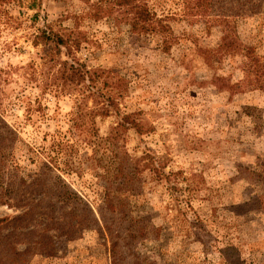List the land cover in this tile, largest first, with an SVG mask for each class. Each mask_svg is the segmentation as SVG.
<instances>
[{
	"label": "rangeland",
	"instance_id": "1",
	"mask_svg": "<svg viewBox=\"0 0 264 264\" xmlns=\"http://www.w3.org/2000/svg\"><path fill=\"white\" fill-rule=\"evenodd\" d=\"M234 2L239 41L264 55V0ZM149 4L170 17L168 48L85 0L0 8V217L19 216L2 233L30 246L22 264H264V89L237 85L241 52L215 53L222 18ZM49 26L72 42L58 61L36 43ZM64 59L105 70L91 88L65 83ZM126 112L143 131L121 126Z\"/></svg>",
	"mask_w": 264,
	"mask_h": 264
},
{
	"label": "trees",
	"instance_id": "2",
	"mask_svg": "<svg viewBox=\"0 0 264 264\" xmlns=\"http://www.w3.org/2000/svg\"><path fill=\"white\" fill-rule=\"evenodd\" d=\"M235 0H229L224 4V6H218L220 11L218 16H209L212 10L216 7L217 0H182L184 8L192 15H199L200 17L207 16L209 18H222V22L227 27V32L222 38V42L219 48L216 50V54L223 55H234L236 52H241L243 56L247 59V64L244 67V76L241 83L237 84L240 89H252V88H263L264 89V55H258L256 51L248 45L243 44L239 41L237 34L234 29L233 23H231L229 18H232L230 14H225L227 9L230 11H236ZM5 0H0V8ZM88 4V13L93 18H104L111 16L115 13H120L123 17L128 18V22L132 29L138 33L142 32H152L157 31L161 33H169V25L164 21L170 18L169 15L159 16L158 13L153 10L149 4V0H85ZM226 9V10H225ZM173 17V16H172ZM171 17V18H172ZM165 36V48H168L169 35ZM36 43H42L43 49L42 54L44 57L48 58L50 61L60 60L63 50L66 54H69L72 50V42L70 38L66 37L59 30H55L52 26L47 28H42L41 33L36 38ZM78 62V63H77ZM73 62L71 63L69 59H64L61 62V67L59 71V76L64 79L65 83L77 80L79 83L86 85L88 88L98 82L100 77H102L103 68H94L93 70L88 69L86 64L83 62ZM97 97L100 96L96 95ZM108 104L102 106L106 107V112L101 110V113L106 114L107 109L110 107H117L116 100L113 96H108ZM117 113H121L117 111ZM136 113L126 112L123 116V122L121 126L125 129L134 127L139 131H143V124L137 120ZM3 121V120H2ZM5 126L8 129L11 127L4 121ZM129 161V154L125 150V165ZM132 176L125 169V183L132 182ZM62 198L66 201L74 200L78 198L77 193L73 191L68 184L63 183ZM9 201V200H5ZM19 216L15 218L10 217H0V246L1 242L4 240L3 251L5 252L4 258H6L9 264L17 263L22 264L27 260V253L29 247L20 251L17 250L13 245L14 232L10 231L8 233H2V231L14 224L15 220H18ZM40 249V248H39Z\"/></svg>",
	"mask_w": 264,
	"mask_h": 264
}]
</instances>
